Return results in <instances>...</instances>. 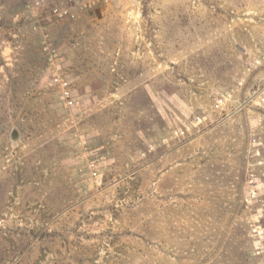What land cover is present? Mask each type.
Instances as JSON below:
<instances>
[{"label":"rangeland","instance_id":"1","mask_svg":"<svg viewBox=\"0 0 264 264\" xmlns=\"http://www.w3.org/2000/svg\"><path fill=\"white\" fill-rule=\"evenodd\" d=\"M0 264H264V0H0Z\"/></svg>","mask_w":264,"mask_h":264}]
</instances>
